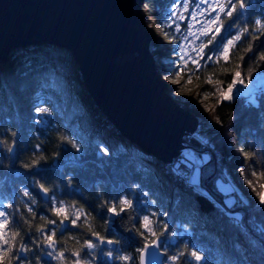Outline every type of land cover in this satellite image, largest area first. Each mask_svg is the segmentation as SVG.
I'll return each mask as SVG.
<instances>
[{"label": "trees", "instance_id": "1", "mask_svg": "<svg viewBox=\"0 0 264 264\" xmlns=\"http://www.w3.org/2000/svg\"><path fill=\"white\" fill-rule=\"evenodd\" d=\"M167 4V0H146L142 13L154 44L156 69L160 75L172 77L177 65L172 68L171 63L159 60L171 49L162 47L160 34L153 29L160 24ZM247 5L245 15L232 27H251L256 19L264 18V0H247ZM248 42L249 38H244L236 43L229 62L207 63L199 72L195 93L211 95V121H199L194 136H184L183 142L198 157L203 150L210 154L198 164L200 189L153 155L123 145L113 149L115 126L91 99L68 50L46 45L35 58L18 51L8 58L7 64H0V200L2 207L11 205L2 209L15 221L12 231L18 227L33 249L19 254L25 258L24 264H37L38 256L40 264H54L44 258V247L37 248L32 243L43 239L38 237L37 227L46 226L47 230L52 226L46 223L47 219H60L51 211L53 197L83 209L87 215L86 222L78 221L79 227L68 225L56 233L60 249L72 253L80 249L85 239H94L88 231L90 225L108 239L120 241L113 246L119 249L113 252L114 256L134 257L130 262L114 259L110 264H138V250L145 241L129 229L139 226L134 218L140 216L138 208L143 211L140 192L147 193L145 198L163 212L168 234L177 229L178 223L188 226L191 235L180 251H201L205 257L202 264H264V239L258 240L254 235L257 225L264 226V205L247 202L253 216L246 219L247 225L234 219L243 214L241 210L235 213L237 198H241L239 187L246 186L243 178L252 181L256 191H261L259 185L264 183V176L252 175L254 171L264 173V64L258 60L264 53V37L252 42L256 45L252 53L245 51ZM30 48L36 51L34 44ZM235 71H241L245 84L255 85L253 95L235 94L232 99L217 103L219 94L215 89H227ZM209 77L211 84L206 83ZM37 107L49 108L51 115H46V124L37 122ZM65 138L74 140L81 150L77 152ZM201 139H205V144ZM9 147L14 150L9 152ZM244 152L254 155L248 158ZM33 160L39 161L37 167H25ZM241 169L245 175H241ZM218 179L234 184L238 190L231 206L223 202ZM39 184L52 190L48 196L44 197ZM24 188L35 204L23 195ZM122 197L132 199L137 211L110 217L106 205ZM105 221H109L107 226ZM16 244L18 247L19 241Z\"/></svg>", "mask_w": 264, "mask_h": 264}, {"label": "water", "instance_id": "2", "mask_svg": "<svg viewBox=\"0 0 264 264\" xmlns=\"http://www.w3.org/2000/svg\"><path fill=\"white\" fill-rule=\"evenodd\" d=\"M145 1L0 0V64L18 51L35 58L46 45L68 50L91 99L115 126L113 149L137 148L167 164L182 157L183 137L199 121L171 98L156 69ZM151 251L139 254L138 264H159L163 257Z\"/></svg>", "mask_w": 264, "mask_h": 264}, {"label": "snow or ice", "instance_id": "3", "mask_svg": "<svg viewBox=\"0 0 264 264\" xmlns=\"http://www.w3.org/2000/svg\"><path fill=\"white\" fill-rule=\"evenodd\" d=\"M201 5H207V7H201ZM182 6L183 10L188 11L190 4L189 0H177V2L173 5V10L170 12V16L175 18L172 19L169 23H167L164 27H171L175 25L177 31H179L180 25L176 24V20H182L184 17L178 14L179 7ZM247 0H198L196 5V9L192 10L191 17L192 20L188 22V32L190 35L195 36L196 33L192 32L193 23L192 21L196 20L197 15L205 16L206 13H212L208 15L204 20L203 24H201L198 29L199 37H205L206 39L200 40L199 44L194 48L197 53L199 59H192V63L197 66V68H202L204 65L201 64V60L219 63L221 60L225 62L230 61V54L232 50L237 46V41H242L244 38H249L248 47L245 50L247 53H252L256 51V45L252 42L261 40L264 37V18L256 19L254 21L253 26L245 27L241 26V28L237 31V33L231 36L230 39H226L223 37V32L227 29L235 25L241 16L245 15V9L247 7ZM199 22V21H197ZM167 35V33H166ZM197 37V39H199ZM187 39V37H185ZM174 42V41H173ZM185 45H181L183 49ZM215 49L213 54H209L206 50ZM185 66L187 65V61H184V57L180 58ZM258 60L261 64H264V53H261L258 57ZM241 63L244 61V56L240 57ZM240 64H237V68L239 69ZM184 69L181 68L180 71L177 72V76H180L183 73ZM251 75V73L249 74ZM242 73L241 71H235L232 75L231 83L228 84L227 89L223 87H217L215 92L219 94V98L217 103L223 100L232 99L233 89L237 85V83H242ZM165 79H168L165 77ZM172 83H179V80L173 79ZM186 83H191V77L189 76ZM206 83L211 84L212 78L209 77ZM219 83V82H218ZM204 95H209V93H204ZM203 98V97H201ZM37 116H46L51 115L49 108L47 107H37L36 108ZM38 123H47L45 120H38ZM15 136V134H13ZM65 140L71 143L72 147L79 152L80 146L74 140ZM14 149L12 147L8 148L9 152H12ZM102 151L107 154L106 148H102ZM185 157H191L194 163H198L196 158L192 156L191 153L186 152ZM243 155L245 157L251 158L254 154L251 152H244ZM40 159H43L41 157ZM39 164L38 160H33L30 165H26L25 167L34 168ZM241 175H245L243 169H241ZM253 176H264V173L253 172ZM198 171L193 175L192 182L194 184L198 183ZM71 179V178H70ZM70 182V180H69ZM249 187L252 188L255 195L258 197V201L260 205H264V183L259 185V188L262 191H256V185L253 184L252 181H248ZM40 191L48 196L52 191L49 188L45 187L44 184H39ZM23 195L25 197H29L33 204L36 203L35 199L31 197V193L27 188L23 189ZM144 196H147V193H144ZM226 203L231 206L234 201H226ZM11 205H4L3 209L10 207ZM75 208L74 205H65L63 201H57L54 197L51 202V211L56 217H63L62 219L53 220L47 219L48 225H59L61 227L65 226L66 222L70 223L73 227H79L78 221L83 220L87 221V215L84 213L83 209L75 208V211H72ZM0 209V264H13V261L16 264H24V257L19 255L23 252H30L33 249L28 247L27 241L24 236L21 235L20 230L17 227L16 231H12V226L15 224L14 220L9 219V213L6 210ZM107 214L110 217H120L122 214H127L132 211H137L134 206V201L132 199H128L127 197L119 198L117 201L109 203L106 205ZM28 212L32 213L31 207H28ZM33 215H35L33 213ZM158 215H163V213H156L152 211L149 214H145L143 216H139L134 218L136 222H138V227H134L133 229H129V231H134L137 236H139L143 241H145L142 248L138 250L139 254H143L151 251V255L153 257H163L159 261V264H202L205 260L204 255L201 254L199 250H192L190 252L181 251L173 254H169L168 251H161L162 248H166L170 244L174 243V241H169L167 239L168 236V225L166 223H162L156 219ZM44 219V217H41ZM235 220L239 221L240 217H234ZM26 224H30L29 221H25ZM109 221H105V225ZM38 237L42 236V241L39 239L33 240L32 243L36 245L37 248L46 247L51 249V251L47 252V255L53 259H67L65 257L64 251H60L57 249L58 241L55 239L56 231L55 227L52 230H46V226L37 227L35 229ZM90 236L93 237L89 239H85L80 247V249L73 251L71 253L72 257L75 259L72 261V264H82V253L90 257L89 260L83 261V264H94V261L97 259L95 253L99 252V254H105V249L102 247L103 245L110 246L106 252V255L110 260L119 259L122 262H130L134 259V257L123 255V256H113V252H118L119 249L112 247L118 245L120 241L108 239L107 235H102L98 231L92 230L89 225L88 229ZM264 231V229H262ZM19 241V246L17 247L16 242ZM150 241V242H149ZM85 249L87 251L85 252ZM41 257H37V264H40ZM141 264H143V260H141Z\"/></svg>", "mask_w": 264, "mask_h": 264}, {"label": "rangeland", "instance_id": "4", "mask_svg": "<svg viewBox=\"0 0 264 264\" xmlns=\"http://www.w3.org/2000/svg\"><path fill=\"white\" fill-rule=\"evenodd\" d=\"M167 1H168V4L165 5V7L162 11L163 14H162V19L160 21V24L159 25L154 24L155 26H153L154 27L153 29L158 31V34H160V37L162 39V47H165V48L170 47V49H171L170 52H168L164 57H162V58L159 57V60L161 59V62H163V63H171L172 68H173V66L177 65V67H176L177 70L175 71V74L172 77L168 76V75H161V76L164 79H165V77L168 78L165 80H166L168 85L172 86L170 89L171 92L169 93V95L177 104H179L180 106H182L184 108L187 107L190 112H192L194 115L197 116L198 121L209 122V121H211V118L209 117V110L211 108V103L209 101L211 100V97H210L211 95L210 94L204 95V93H208V92H201L200 94H198V92L195 93L196 84H198L197 79L199 76V72L202 68H197V66L192 63V59H199L194 48L199 44L200 40L206 39L205 37H199L198 29L200 28L201 24H203L206 17L208 15H211L212 13H210V12L206 13L205 16L197 15L196 20L192 21V23L194 25L192 28V32L196 33V35L192 36L188 32V22L192 20L191 12H192V10L196 9V5L198 3V0H189L190 7H189L188 11H186V12L183 10L182 6L179 7L178 14L182 15L184 17L182 20H180V19L176 20V24L180 25L179 31H177L175 25H172L171 27H164L172 19H175V18L170 16V12L173 10V5L177 2V0H167ZM209 2H212V0H209ZM201 7H207V5H201ZM197 21H199V22H197ZM239 29H240V27L227 28L223 32V37L225 38V40L230 39L231 36L235 35ZM149 33H150V31H149ZM166 33H167V35H166ZM185 37H187V39H185ZM197 37H199V39H197ZM181 45H185V47L182 49ZM153 49H154V44L151 41L150 42L151 53H152ZM206 51H208L209 54H213L215 49L206 50ZM171 52L173 54H170ZM168 54H170L169 57H167ZM153 57L155 59V56H153ZM181 57H184V61H187L186 66H185L184 62L180 59ZM200 62L204 66L207 63H212V62H207L204 60H201ZM181 68H183L184 71L180 76H177V72L180 71ZM189 76L191 77V83H186ZM173 79L179 80V83H172ZM254 87H255V85L245 84L244 82L237 83V85L233 89L232 96L235 94H246L248 96H252L253 95L252 91H253ZM201 97H203V98H201ZM199 108H200V111H198ZM38 120H45L46 121V116H39ZM193 134H191V135L194 136ZM201 140L203 141V142L202 141L201 142L203 144H205V142H204L205 139H201ZM184 151H185V153L186 152L191 153L192 156H194L196 158V161H198V163H196V165H197L195 167L196 169H194V172L191 175L192 176L191 180L189 179V181H191V183L193 185H195L196 189H200L199 178H198V183H197L198 186H196V184H194L192 182V178H193V175L195 173H197V171H198V177H200V165H198V164H201L203 160H206L210 154L207 150H203L202 156L198 157L197 153L194 150H192L191 148L189 149V148L185 147L181 151V156H182L181 158H183L185 161H187L189 163H191L189 160H191V161H193V160L191 159V157H188L189 160H187L184 157V154H185ZM168 165L170 167H172L174 169V171L177 173V168L175 166H173L170 163ZM229 178H231V177H229ZM248 181L249 180L246 179L245 177L243 178V182L246 186L243 188L239 187L241 189V192H240L241 198L240 199L237 198L238 207H235V213H238L237 210H241L243 212V214L240 213V221L243 222V224H245V225H247L246 219L251 220L253 218V216L250 215L249 210L247 208V202H251V203L253 202L254 205L260 206L259 201H258V197L253 192L252 188L249 187ZM217 182H218L217 184L219 186L221 194L224 195V197H223L224 204H227L226 201H234L235 202V199L237 197L235 195V191H238V190L234 186V184L231 185L229 183L222 182L220 179H218ZM261 191H262V189H261ZM139 195H140L139 197L141 198L140 206L143 208V211H140L141 209L138 208V213L140 214V216H143L145 214H149L152 211H155L156 213L160 214L158 209L156 210L154 204L145 198L144 193L140 192ZM28 199H29V197L27 198V200ZM2 204L3 203L0 200V209L3 208ZM232 204H234V203H232ZM65 205L67 206L69 204L65 203ZM75 208L72 211H75ZM161 213H163V212H161ZM59 218L62 219L63 217H59ZM154 219H156L162 223H166L165 222L166 218H165L164 214L158 215ZM69 225L71 226V228H73V226L70 223H69ZM53 227H55L56 233H60L59 223H57V225H55V226L52 225L51 228H49L47 230H52ZM262 229H264V226H262L261 224L257 225L256 233H254V235H255V237H257L258 240L264 239V231H262ZM190 235H191V231L189 230L188 226L181 224V223H178L177 229L170 232L167 236V239L169 241H174V243L170 244L166 248H162V251H168L169 254L181 252L180 247L185 246L187 244V238ZM179 241H181V244L178 243ZM262 244L264 247L263 241H262ZM56 247L58 250L64 251V250L60 249L58 247V245ZM103 248L105 249V254L101 255V254H99V252L95 253L97 259L94 261V264H98V263L99 264H110L111 261L114 260V259L110 260L108 258V256L106 255V252L108 249H106L105 247H103ZM48 251H51V249L44 247L43 256L45 259H48L49 261L53 262L54 264H69V263L71 264L72 261L75 259V257H72L71 253H68L67 251H64L65 257L67 259H64V260L53 259L47 255ZM86 251H87V249H85V252ZM190 251H192V250H190ZM82 255L84 256L82 258V263H83V261L90 259L89 256L84 255V254H82ZM113 256H114V254H113ZM193 264H195V262H193Z\"/></svg>", "mask_w": 264, "mask_h": 264}, {"label": "built area", "instance_id": "5", "mask_svg": "<svg viewBox=\"0 0 264 264\" xmlns=\"http://www.w3.org/2000/svg\"><path fill=\"white\" fill-rule=\"evenodd\" d=\"M184 153H185V151H184ZM177 159L181 163L171 162L170 164H172L173 166H175L177 168V173L180 176H182L184 179L189 181L192 173L194 172V169H195L196 165L185 161L183 158H177Z\"/></svg>", "mask_w": 264, "mask_h": 264}, {"label": "bare ground", "instance_id": "6", "mask_svg": "<svg viewBox=\"0 0 264 264\" xmlns=\"http://www.w3.org/2000/svg\"><path fill=\"white\" fill-rule=\"evenodd\" d=\"M144 4V3H143ZM143 6V5H142ZM183 150V149H182ZM181 150V151H182ZM172 162H177V163H181L177 158L176 159H174ZM167 164H169V163H167Z\"/></svg>", "mask_w": 264, "mask_h": 264}]
</instances>
